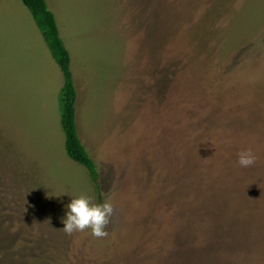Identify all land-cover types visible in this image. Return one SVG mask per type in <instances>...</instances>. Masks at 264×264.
Returning <instances> with one entry per match:
<instances>
[{
    "label": "rangeland",
    "instance_id": "obj_1",
    "mask_svg": "<svg viewBox=\"0 0 264 264\" xmlns=\"http://www.w3.org/2000/svg\"><path fill=\"white\" fill-rule=\"evenodd\" d=\"M45 2L99 187L40 30L0 0V264H264V0ZM80 194L112 203L106 237L62 230Z\"/></svg>",
    "mask_w": 264,
    "mask_h": 264
},
{
    "label": "trees",
    "instance_id": "obj_2",
    "mask_svg": "<svg viewBox=\"0 0 264 264\" xmlns=\"http://www.w3.org/2000/svg\"><path fill=\"white\" fill-rule=\"evenodd\" d=\"M20 1L31 14L63 76L60 125L64 133V149L73 162L87 171L96 191L99 187L98 172L77 133L75 108L77 95L70 70V54L60 37L56 18L48 8L45 0Z\"/></svg>",
    "mask_w": 264,
    "mask_h": 264
},
{
    "label": "clouds",
    "instance_id": "obj_3",
    "mask_svg": "<svg viewBox=\"0 0 264 264\" xmlns=\"http://www.w3.org/2000/svg\"><path fill=\"white\" fill-rule=\"evenodd\" d=\"M237 162L241 167H250L256 162V155L251 149L242 150ZM112 213L113 205L109 200L93 202L92 197L80 194L66 205L62 230L70 235L74 231L90 229L92 236L104 238L108 235L106 228Z\"/></svg>",
    "mask_w": 264,
    "mask_h": 264
}]
</instances>
